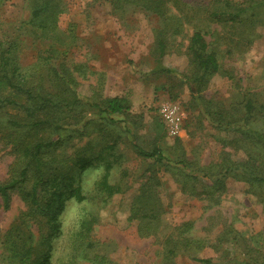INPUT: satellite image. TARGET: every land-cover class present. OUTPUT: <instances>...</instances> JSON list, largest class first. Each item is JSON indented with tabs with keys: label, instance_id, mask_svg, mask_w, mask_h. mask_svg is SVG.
Masks as SVG:
<instances>
[{
	"label": "rangeland",
	"instance_id": "374dc122",
	"mask_svg": "<svg viewBox=\"0 0 264 264\" xmlns=\"http://www.w3.org/2000/svg\"><path fill=\"white\" fill-rule=\"evenodd\" d=\"M183 1L190 4L184 7L190 8L192 22L185 23L184 35L176 37L172 45H177L162 58L163 67L158 66L152 50L157 20L139 9L114 11L105 1L62 0L64 11L55 35L49 38L52 43L43 40L39 29L21 25L31 15L28 0L0 4V37L17 41L19 62L34 68L32 73L42 79V86H49L50 68L67 66L78 80L81 97L92 101L122 96L129 105L125 113L113 115L115 122L95 117L83 135L71 131V140L64 144L69 155L58 156V161L67 163L61 166L70 165L66 169L68 181L74 186L80 183L87 198L83 202L70 200L61 215L63 232L72 231L55 240V264L81 217L91 213L97 219L76 264H204L195 257L224 264V258L238 245L231 240L232 233L244 238L240 250L253 248L264 255V187L237 174L228 176L224 189L217 191L201 177H191L202 173L201 167L207 173L219 170L216 162L226 150L232 151L220 140L231 137L232 132L220 130L208 114L214 111L210 108L214 102L231 108L241 98L229 76L240 77L242 91L254 92L257 103H264V27L258 26L251 44L242 52L228 55L217 50L227 72L213 75L198 92L168 69L194 75L185 53L194 28L200 27L209 38V33L222 26L198 10L197 5L207 0ZM48 43L56 50L51 51V61L43 60ZM226 43L240 47L239 35L225 33L217 44L223 48ZM11 94L24 102L23 96ZM165 100L177 103L184 115L179 136H170L159 116V105ZM17 112L7 107L0 116ZM77 120L69 117L71 124ZM135 144L146 149L159 145L168 158L191 161V168L145 160L136 153ZM241 154L234 153V157ZM104 158L113 161L110 180L120 187L107 200L106 194L95 188L106 169ZM78 159L86 163L83 170L82 164H75ZM15 167L14 154L0 142V182L14 175ZM145 211L157 214V229L162 234L180 233L194 240L187 248L183 241L174 256L165 258L162 244L139 234V220ZM47 222L42 214L30 213L18 190L12 192L8 207L0 196V264H20L36 248L39 234L50 230ZM204 241L208 245L203 247Z\"/></svg>",
	"mask_w": 264,
	"mask_h": 264
},
{
	"label": "trees",
	"instance_id": "16d2710c",
	"mask_svg": "<svg viewBox=\"0 0 264 264\" xmlns=\"http://www.w3.org/2000/svg\"><path fill=\"white\" fill-rule=\"evenodd\" d=\"M4 1L0 0V4ZM94 1L108 2L114 11L133 7L154 16L157 26L154 28L152 50L157 56L158 66L161 67L162 58L177 45H172L176 37L184 35L185 23L192 22L191 11H188L190 8L184 7L189 3L183 0ZM28 3L31 15L21 25H32L41 31L43 40L53 43L49 38L55 35L59 17L64 11L62 0H28ZM197 8L222 28L214 29L209 33V38L206 31L197 26L194 28L185 47V53L194 66V75L179 74L171 69L168 71L177 74L183 82L189 83L192 90L199 92L213 75L223 76L227 72L222 67L217 50L228 55L236 54V50L242 52L251 44L252 34L258 26L264 27V0H207L197 5ZM244 29L247 32L244 33ZM225 33L239 35L240 47L226 43L220 48L217 43ZM51 51L56 50L48 43L43 60L48 58L51 61ZM17 52L15 39L0 37V111L7 107L18 110L6 118L0 116V142L14 154L16 166V173L0 182V196L4 206L8 207L12 192L18 190L30 213L33 216L42 214L48 220L50 230L39 234L38 245L36 243V248L30 255L23 257L20 264H55V240L64 233L69 236L72 231L63 232L61 215L70 200L83 202L87 198L80 183L74 186L68 181L66 169L70 165L61 166L67 163L63 159L58 161V156L68 152L67 145L64 144L71 140L72 135L68 137L71 131L83 135L87 123L95 117L115 122L113 115L125 113L129 110V105L127 98L122 96L92 101L81 97L77 89L78 80L67 66L61 70L55 66L50 68L47 74L49 86H42V79L32 73L34 68L21 65ZM229 77L241 98L235 100L232 103L234 107L231 108L214 102V107H210L214 111H209L208 114L220 130L232 132L231 137L220 138L222 146L228 145L232 151L226 150L225 155L216 162L215 166L220 167L219 170L207 173L201 167L202 173L193 174L191 177H201L205 185L210 184L217 191L224 189V181L228 176L237 174L247 182L264 187V103H257L254 92L242 91L244 88L240 77ZM11 93L14 96H23L24 102L13 97ZM89 112L92 113L87 115ZM69 117L78 119L76 124H71ZM134 147L139 156L150 162L191 168V161L170 159L159 145L151 149L138 144ZM112 148L113 145L109 149ZM241 152L238 158L234 157V153ZM68 155L66 153L65 156ZM99 158L102 159L101 156ZM103 160L106 169L95 183V188L99 193L106 194L104 200H107L119 192L120 187L110 180L113 161L108 158ZM82 161L83 159H78L75 164H82L83 170L86 163L83 161V164ZM147 212L139 220V234L142 237H152L155 242L162 244L165 258L174 256L183 241L187 248L190 240H194L193 237L190 239V236L180 233L162 234L157 229V214L147 215ZM147 216L154 219H145ZM96 219L97 216L93 213L81 217L79 227L77 226L68 242L61 248L58 264L77 263L83 243L92 231ZM231 240L240 246L238 249L237 245L231 256L225 255L224 264H264V255L259 251L248 248V245L245 251L240 250L244 245L243 237L232 233ZM204 242L203 247L208 245ZM194 259L204 264H216L209 258Z\"/></svg>",
	"mask_w": 264,
	"mask_h": 264
},
{
	"label": "built area",
	"instance_id": "2783aa9c",
	"mask_svg": "<svg viewBox=\"0 0 264 264\" xmlns=\"http://www.w3.org/2000/svg\"><path fill=\"white\" fill-rule=\"evenodd\" d=\"M158 112L170 136H179L182 134L184 115L177 103L171 100H165L159 105Z\"/></svg>",
	"mask_w": 264,
	"mask_h": 264
}]
</instances>
